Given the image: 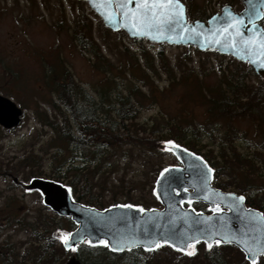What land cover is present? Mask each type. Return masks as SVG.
Here are the masks:
<instances>
[{"label":"rangeland","instance_id":"1","mask_svg":"<svg viewBox=\"0 0 264 264\" xmlns=\"http://www.w3.org/2000/svg\"><path fill=\"white\" fill-rule=\"evenodd\" d=\"M229 1L192 0L193 11L208 17L215 11L220 12ZM78 17L90 20L88 24L106 59L111 61L109 65L96 66V58L74 39L73 29ZM160 50L164 53V67L158 57ZM145 59L154 62L156 70L149 69L145 74L136 61L145 66ZM62 63L94 96L107 77L115 76L117 84L123 88L130 81H137L135 76L147 82L143 91L151 97L145 100L141 97L144 106L140 121L149 128L159 124L164 133L171 124L177 127L173 131L175 135L182 136V131H186L185 142L194 143L195 150L201 153L195 152L214 165L210 164L214 168V185L244 194L246 198L260 197L264 204V97L255 102L243 94L244 98L235 99L230 106L229 111L235 114L226 113L222 117L216 116L210 106L213 99L210 91L220 90L222 81L235 70L245 75L251 90L264 91V79L255 71L250 72L248 63L217 51L156 43L113 31L85 0H0V93L11 97L24 109L20 125L11 129L0 125V220L4 224L0 242L8 239L21 253L30 247L34 250L33 245L40 243L33 241L26 223L54 213L43 203L38 191L25 190L13 178L22 182L33 177L53 179L54 164L50 155L53 148L49 147L53 130L43 125L38 116L43 117L46 111L51 117L61 118L60 112L50 105L54 97L44 75L49 65ZM7 68L18 73L17 80L3 77ZM172 141L181 145L184 142ZM165 145L162 143L163 151L152 156L136 146H124L123 153L109 155L95 178L106 182L103 187L93 188L100 202L97 207L117 203L141 208L161 207L154 194L156 179L166 167L179 164ZM28 155L35 161L24 167L21 161ZM237 155L245 157V161L237 160ZM77 159L76 165H85L81 157ZM247 160L252 164H246ZM204 206L203 203L201 208L206 210ZM209 211L208 207L206 212ZM16 219L21 222L18 224ZM68 233L59 230L58 236ZM59 243L62 245L61 239ZM193 248L191 255L197 251L195 245ZM231 255L237 256L235 251ZM70 256L68 254L67 259ZM154 256H161L162 264H167L168 258L171 264H184L187 260L180 253L162 247H158ZM238 259L239 256L237 262ZM19 264L33 263L27 255Z\"/></svg>","mask_w":264,"mask_h":264},{"label":"trees","instance_id":"2","mask_svg":"<svg viewBox=\"0 0 264 264\" xmlns=\"http://www.w3.org/2000/svg\"><path fill=\"white\" fill-rule=\"evenodd\" d=\"M78 18L73 29L74 39L83 50L96 58L94 62L96 66L109 65L111 61L106 59L101 46L95 39L92 26L88 24L90 20ZM158 57L164 67L163 50L159 51ZM136 61L142 66L145 74L149 69L156 70L152 61L145 59V66ZM248 70L255 73L250 65ZM190 72H194L193 69H190ZM2 74L6 80L12 81L17 80L19 76L8 68ZM222 74L224 75V70ZM115 78V76L107 77L103 86L97 90L98 95L94 96L75 79L65 63L57 66L49 65L44 75L46 85L53 92L54 99L51 100L50 105L61 115V118L58 115L51 117L44 111L43 117L38 116L43 125L53 130V136L49 140V147L53 148L50 152L54 164L53 179L70 186L78 201L96 207L100 202L97 201L93 188L103 187L106 182L101 183L103 181L95 180V178L101 172L104 161L110 158L109 155H116L119 151L123 153L124 146H136L145 154L149 152L148 155L152 156L156 152L163 151L162 143L172 140L185 142L187 138L186 131H182V136L173 134V131L177 129L174 124L170 127L166 126L169 131L164 133L159 124L149 128L145 122L140 121L143 100L151 97L149 93L143 91V86L147 85V82L135 76L137 81H130L123 88L117 84ZM140 82L143 84L141 85ZM220 85L222 86L220 90L210 91L213 96L211 110L219 117L226 113L235 114L229 111L230 106L234 104L235 99L244 98L243 94L247 95V99L255 102L264 97V91L257 93L256 90H251L246 83L245 75L237 70L226 76ZM225 92L228 93L225 94ZM184 142L183 145L188 149L201 153L195 150L194 143ZM78 157L82 158L84 166L75 164ZM244 158L240 155L236 156L237 160L245 161ZM33 161L35 160L32 155H28L21 161V165L27 167ZM245 163L252 164L250 160ZM160 171L161 168L157 170L158 173ZM246 202L264 212V204L260 197L246 198ZM193 205L196 209H202L203 203H193ZM15 222L19 224L21 220L16 219ZM26 225L31 230L33 241L40 244L33 245L34 250L30 247L21 253L20 248L10 244L8 239L2 240L0 242L2 264H19L27 255L33 264H65L68 254H76L84 264H162L161 256H154L158 248L151 251L135 248L119 253L109 250L105 245H91L84 242L75 251L65 250L59 243L58 235L59 230L71 231L76 226L69 217H60L55 213L45 214L35 221L27 222ZM3 231L4 224L0 220V238ZM195 246L197 251L194 255L181 253L168 245L160 247L186 257L184 264H250L245 259L244 253L232 244L220 246L214 244L212 248H209L204 242H200ZM232 251L236 252V257L231 255ZM198 254L200 255L197 256ZM238 256L239 263L236 261ZM167 260L166 263L171 264L172 260L169 258ZM257 264H264V256L259 257Z\"/></svg>","mask_w":264,"mask_h":264},{"label":"water","instance_id":"3","mask_svg":"<svg viewBox=\"0 0 264 264\" xmlns=\"http://www.w3.org/2000/svg\"><path fill=\"white\" fill-rule=\"evenodd\" d=\"M86 2L101 17L104 25L113 31L124 30L132 38H145L156 43L193 46L202 51L215 50L221 54L231 55L242 62L248 63L264 79V66H262L264 58L259 55L249 57L246 51L241 50L243 48L242 45L240 47L231 46L233 39L238 38L230 36L227 39V43H224V37L218 35L217 39L222 41L219 44L209 38L211 33L220 27L217 20H213V17H223L226 12H231L234 16H244L249 8L248 0H242L244 8L238 12L230 5H225L220 12L214 13L207 20L196 19L192 21H188L185 5L181 0H178L183 5L187 25L186 28L178 29L176 32L166 31L165 35L171 36V40L164 38L153 39L148 35L138 34L137 30L130 26L131 22L123 19L122 13L116 7L115 0H113L110 9L93 6L94 3L103 5L104 0H86ZM253 2L257 6L260 18L254 17L252 24L246 25L247 28L254 27L255 32L248 33L245 29L244 34L246 36L252 35L255 39L258 34L264 33V25L259 23L264 16V3H262V0H253ZM134 3L135 0L129 6L134 7ZM110 13L111 18H107ZM192 28L195 29V33L189 30ZM197 33L202 35H197ZM153 34H155L154 30ZM181 34L184 37L183 39H181ZM23 113L24 109L14 99L0 93V125L2 127L6 129L17 127L22 121ZM174 145L179 147L169 144H166L165 147L175 155L180 164L166 167L170 171L165 174L163 179L160 178L159 174L155 182V194L157 197L159 196L158 199L162 206L143 208L145 209L144 212L138 210L141 208L139 206L131 209L115 207L128 204H115L105 208H98L82 203L74 197L70 186L51 178L33 177L28 182H22L21 186L27 191H39L42 195L43 203L47 207L59 216L69 217L75 223L76 226L68 233L71 234L68 238V245L70 246H66L62 242L64 249L69 251L73 247L76 250L80 244L86 241H91V245H99L97 243L98 240L106 239L112 241L113 237L119 239L121 234L134 235L136 239L141 241L168 239L171 243L179 245L178 237L180 233H183L196 236L199 238V242L205 243L209 231L219 232L221 234L219 238L221 239L224 234L234 235L237 239L246 236L249 244L255 245L258 240L261 245H264V225L258 224L251 219L253 216L264 217V212L261 209L248 206L244 194L223 190L215 186L213 184L214 168L203 156L177 142H174ZM196 157L200 159H196ZM208 169L212 171L209 173ZM169 178H173L171 184L168 182ZM15 179L17 180V178ZM184 189H187V192ZM205 196L208 199H205ZM240 196L244 197L243 201L235 199ZM189 200H191V203L202 201L209 205L211 211L205 212L197 210L193 205H186ZM217 206H219L220 211L214 212L213 209ZM185 213L188 214L187 217L184 216ZM197 214L201 221L205 217H212V219L206 223L193 225L192 221L197 219ZM110 217L114 218L115 223L106 222ZM174 217L176 218V223L173 228L170 226L169 221ZM184 219H187V224L184 223ZM156 224H159L160 227H155ZM197 228L202 229L203 234L198 232ZM175 230H178V232L176 236H173L172 233ZM229 244L238 247L247 257L246 259L249 262L251 261L250 254H246L238 243L221 242L219 245ZM161 245L170 246V244ZM112 247H115V244ZM112 247H108L109 250L113 251ZM135 248L145 249L144 246L129 245L121 251L114 252L121 253ZM172 248L177 250L176 247ZM190 250L191 248L188 249V251ZM260 256L256 258L257 261ZM65 264L84 263L80 261L76 254H73Z\"/></svg>","mask_w":264,"mask_h":264},{"label":"snow or ice","instance_id":"4","mask_svg":"<svg viewBox=\"0 0 264 264\" xmlns=\"http://www.w3.org/2000/svg\"><path fill=\"white\" fill-rule=\"evenodd\" d=\"M113 0H104L103 5H97L94 3V7L101 6L105 8H111ZM117 9L123 15V19L126 21H130V26L137 30V33L140 35H148L153 39H169L171 40V36H166V31L176 32L178 29L186 28L187 22L184 17V8L183 5L178 2V0H135L134 7H130L129 5L133 4V0H115ZM264 3V0H262ZM249 8L246 11L244 16H234L231 12H226L223 17H213V20H217L220 27L211 33L209 37L211 40H214L217 44L221 43L220 39H217V36L224 37V43H227L228 37H235L238 39H233L232 45L234 47H240L241 45L243 48L242 51H246L249 57L253 55H259L261 58H264V33L258 34L257 38H253L252 35H245L244 30L248 33L255 32V28H247L246 25H250L253 22V18H260V13L257 10L256 4L253 0H248ZM107 18H111V13ZM153 30L155 34H153ZM193 33H195V29H189ZM197 35H202L201 33H197ZM183 35L181 34V39H183ZM256 62V61H253ZM264 66V64H262ZM166 144L173 145L174 147H179L178 145H174V142L167 141ZM187 151V150H185ZM196 159H200L196 157ZM170 169L165 168L160 173V178L163 179L165 174L168 173ZM212 170L208 169L210 173ZM169 184L173 182V178H169ZM187 192V189H184ZM155 194V190H154ZM231 195V194H230ZM159 198V196L157 197ZM208 199L207 196L204 197ZM239 201H243L244 197L240 196L235 198ZM189 205H191V200L188 201ZM115 207H122L131 209L133 207H137L134 205H117ZM140 212H144L145 209L139 208ZM154 211V210H152ZM214 212H219L220 208L217 206L213 209ZM187 213L184 214L187 217ZM212 217H205L203 221L198 218L192 221L193 225H199L202 223H206L210 221ZM252 220H255L258 224L264 225V217L261 216H253L251 217ZM107 223H115L114 218H108ZM176 223V218L174 217L169 224L171 227L174 228ZM184 223L187 224V219H184ZM155 227L159 228L160 225L156 224ZM198 232L203 234V230L197 228ZM178 230L173 231V236H176ZM71 234L61 235L59 239L66 246L68 245V238ZM147 235V233H146ZM221 234L217 231H209L207 233V239L205 243L207 247L212 248L213 244L219 245L221 242L231 243L236 242L242 246V250L246 252V254H250L251 261L250 264H257V257L260 255H264V245H261L260 241H256V244H249L248 239L245 237H241L237 239L236 236L230 234H224L222 239L219 238ZM215 238V239H214ZM180 243L179 245L175 243H171L168 239L156 240V239H148L145 241H141L136 239L134 235H123L119 236V239L113 237L112 241L106 239H100L97 241L98 244L105 245L107 247H112L115 244V247H112L113 251H121L126 246H144L145 250L151 251L155 248L161 246V244H170L172 247H176L177 250L185 252L188 255L192 254V251H188V249L193 248L195 243L199 242V238L192 235H185L180 233L178 237ZM86 243L91 244V241H86ZM72 250L74 251L75 248L73 247ZM130 250V249H129ZM247 258V257H246Z\"/></svg>","mask_w":264,"mask_h":264},{"label":"flooded vegetation","instance_id":"5","mask_svg":"<svg viewBox=\"0 0 264 264\" xmlns=\"http://www.w3.org/2000/svg\"><path fill=\"white\" fill-rule=\"evenodd\" d=\"M181 1L185 5L186 15H187V19L189 21L196 20V19H201V18H203L202 20H207L211 15H213L216 12H218V11H215V12L211 13L208 17H205V16L202 17V16L199 15L200 14L199 12H196V10L193 11L192 0H181ZM225 5H230L237 12L240 11V10H242L244 8V5L242 3V0H234V1H231L230 0L229 2L225 3L223 6H225ZM223 6L221 7V10H222ZM259 23L262 24V25H264V16L259 21ZM15 178L16 177L13 178L14 181L16 183H19L21 185L22 181H20L18 178L16 180ZM204 207H206V210H207L208 205L205 204ZM202 210L205 211L204 208H202Z\"/></svg>","mask_w":264,"mask_h":264}]
</instances>
